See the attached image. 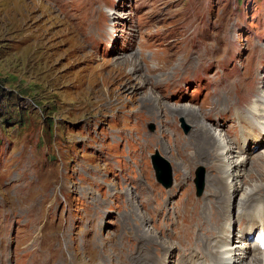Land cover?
<instances>
[{"label": "rangeland", "instance_id": "obj_1", "mask_svg": "<svg viewBox=\"0 0 264 264\" xmlns=\"http://www.w3.org/2000/svg\"><path fill=\"white\" fill-rule=\"evenodd\" d=\"M78 1L0 0V203L17 209V223L20 219L26 221L30 213L41 218L52 215L55 229L45 236L53 239L46 256L54 258V264H100V261L103 264L104 257L106 264H113L111 260L119 264L120 255H115L108 244L120 234L113 231L116 221L113 215L104 217L101 227L104 236L95 241L104 246V255L83 245L73 235L77 227L71 221L89 213L97 220L96 210L89 212L86 200H92V195L106 203L109 195H115L108 189L118 191L120 185L112 178L113 167L137 146L126 134L142 137L145 131L169 141L168 131L164 130L166 120L175 121L183 136L192 129L187 120L184 122L188 129L182 128V109L167 103L157 87L187 72L188 56L185 59L182 53L183 40L190 34L198 39L204 36L206 40L212 33L217 45H225L235 30L234 24L243 23V28L249 31L236 29V33L241 35L240 57H244L247 53L244 37L248 38V33L258 35L264 43V0H156L136 22L140 24L142 18H150L154 26L148 29L133 24L135 32L145 28L144 35L134 34L143 42L142 53L146 52L141 54L138 50L126 58L110 56L109 60L100 56L107 50L103 44L100 54L91 48L96 34L94 20L89 15L86 19L81 7L78 10ZM82 1V5L87 4ZM131 65H137L138 69L130 71ZM129 78L132 80L127 82ZM128 85L136 88L134 94L131 90L125 92ZM185 89L190 98L203 96L194 85ZM148 94L154 95L156 101L148 103ZM197 109L183 116L198 118L203 109ZM162 142L166 148L163 144L160 147L148 143L143 155L147 177L166 190L159 178L173 184L176 174L190 170L192 160L188 164L184 157L168 156L171 151L165 149L169 143ZM259 151L246 158L245 174L240 180L244 187L264 186V153L257 155ZM156 154L170 166L167 178L152 164ZM162 161L159 164L164 165ZM199 167L203 169L204 187L198 196L194 182L200 177ZM208 175L210 172L203 165H196L188 174L189 187L197 200L205 197ZM238 200L239 194L232 203L234 213ZM126 216L129 219H124L125 223L133 233L141 229L138 235L142 237L140 234L151 231L154 235L149 241L167 244L163 242L167 238L160 236V228L152 226L147 211L142 214L131 204ZM16 222L10 227L9 264H25L23 247H30L33 239L28 227H20ZM232 226L237 229L235 222Z\"/></svg>", "mask_w": 264, "mask_h": 264}, {"label": "bare ground", "instance_id": "obj_2", "mask_svg": "<svg viewBox=\"0 0 264 264\" xmlns=\"http://www.w3.org/2000/svg\"><path fill=\"white\" fill-rule=\"evenodd\" d=\"M85 2L87 4L81 6L82 10L85 11L84 16L89 15L90 19L94 20L96 15L102 14L101 0H85ZM117 7H125V4L117 5ZM107 17L109 18L107 25L111 26L109 30L114 33L119 30L117 24L120 21L126 22L128 20L127 14L122 13L119 9L107 15ZM95 30L96 34L104 33V31H98L96 28ZM96 34L92 37V49ZM130 34L134 35L133 31ZM142 34L145 33L142 32ZM135 44L138 45L137 49L134 47ZM142 44L143 42H137L136 39L131 40L118 48L117 51L115 50V55L111 57L126 58L134 55L137 53L136 51L141 50ZM193 46L196 48L182 51L186 56L185 59L188 56L185 63L187 72L179 74L176 79H173L175 81L171 80L157 85L160 90L165 87L166 94H163V96L167 103L177 107L178 110L182 109V116L178 113L175 114L185 119H181L183 127L186 126L184 122L186 120L187 123L191 124L192 129L190 132L183 136L178 131L175 121L166 120L164 123L167 129L164 130L168 131L170 142L168 139L150 136L145 131L142 137L126 134L127 139L132 140L134 145L137 143V146L135 150H132V148L131 151L129 150L130 156L122 157L121 163L115 164L113 167L114 174H112V178L120 185L118 191L116 193L111 192L108 186L109 192L115 195H109L106 203L100 202L92 195V200H86V203L90 204L87 206L89 212L96 210L97 220L89 213L85 218L79 217L71 221L77 227L73 235L79 238L83 245H89L92 250L104 255V246L101 243V245L95 243V241H100L104 236L101 231L104 217L112 218L111 215H113L116 220L113 221L115 223L113 231L116 230V234H120L118 238L110 239L108 244L115 255H120L119 264H147L149 261L160 264V261L162 262L164 258L168 264H264V249H259L256 241L246 242L249 233L256 225V220L253 217H263L259 220V225L264 230V213L252 214L257 201H262L264 204V186L251 189L252 187H244L240 184L241 177L245 174L243 168L247 162L246 158L250 155L249 151L252 150L251 148H245L246 141L249 136L253 138H258V134L264 136V125L258 127L264 118V74L258 73V80L261 85L256 87L257 92L255 95L244 104V98L247 95L250 96V93H247L246 85L240 79L233 78V80H230L223 76L212 81L213 86L209 89L206 100L199 102L197 105L193 106L184 102L183 97L180 95L181 92L174 96L173 100H170L171 95H174L180 87V83L187 84L192 78L196 80L197 75L200 74L199 72L211 61L210 54L214 56L213 53L209 54L206 45L195 44ZM144 52L142 53L141 50V54H144ZM147 55L149 57V52H147ZM101 58H104V60L110 59L109 57ZM130 62L132 61H128V64ZM131 67L130 71L138 69L137 65H131ZM157 67L158 65L155 68ZM205 77L208 78V74ZM131 80L132 78H129L127 82ZM139 80L141 82L142 77ZM128 90H131L130 93L134 94L136 88L128 85L125 92ZM147 99H149L148 103H151V100L156 101L152 94H148ZM159 108L161 109V105ZM197 108L203 109L200 117H192L191 119V117L183 116V114L197 112ZM214 115H216V118L213 119ZM256 116L257 118H255ZM237 128L240 131L239 136L235 133ZM230 132H233V135H229ZM162 140H167L169 143L168 148L165 149V152L169 153L171 151L168 156L175 154L184 157L182 159L187 163L188 160H192L189 165L192 169L196 165H203L208 168L210 175L207 176L205 196L210 202V207H205L201 200L195 199L190 188L182 192L184 197L178 205L172 200L173 196L186 184L191 168H189L190 170L184 169L183 173L176 174L175 183L167 192H163L147 177L148 168L143 154L148 150L149 145L161 147L164 143ZM163 146L166 148L165 144ZM261 153H264V149L260 150L257 155ZM187 154L189 155L187 156ZM177 167V165L176 168L174 166L175 169H178ZM137 169L138 171L135 172ZM175 169L174 171H176ZM238 194L236 218L239 219L240 224L244 223L247 217L250 218V228L247 230L245 226L242 227L238 237L239 240L236 241L238 243H233V241L230 243V219L226 210L227 206L232 207V203ZM131 204L139 209L142 214L147 211L149 216L153 217L152 226L161 228L163 233L160 231V236L167 238L163 241H166L167 244H156L149 241L153 238L151 234L154 235L153 232L148 231L149 229L147 233L141 232L142 235L140 234V236L142 237L138 235L139 231H142L141 229H138L137 233L131 231L124 220L129 219L126 212L129 211ZM99 209L102 211H99ZM16 210L9 206L4 209L1 223L5 229L9 223L16 222ZM166 211H168L167 218L163 216V212ZM170 215H174L176 220L171 221ZM47 216L52 215L47 214ZM25 220L20 219L18 223L16 222L20 227L22 225L28 227L26 228L28 234L30 233L33 239L30 247H23V253L27 259L25 264H54V258L46 256L47 250H51L49 244L53 239L46 238L45 233L55 229V225L46 221L43 222L41 216L35 213L28 214ZM144 223H147L146 218ZM166 224L168 225L166 226ZM81 227H84L82 231ZM220 232L222 233L219 234ZM218 237L225 242L220 248L219 246L216 248L215 244ZM3 238L12 242L10 236H3ZM63 238L65 239L64 231ZM104 259L103 264H106V257ZM111 262L115 264L114 261L111 260ZM0 264L2 263L0 262Z\"/></svg>", "mask_w": 264, "mask_h": 264}, {"label": "water", "instance_id": "obj_3", "mask_svg": "<svg viewBox=\"0 0 264 264\" xmlns=\"http://www.w3.org/2000/svg\"><path fill=\"white\" fill-rule=\"evenodd\" d=\"M160 160L162 161V157L159 154H156L155 156L152 157V163L153 165L158 168L161 171V176H163L165 172V177H168L169 174V166L168 165H161ZM163 162V161H162ZM200 188V186H199Z\"/></svg>", "mask_w": 264, "mask_h": 264}]
</instances>
